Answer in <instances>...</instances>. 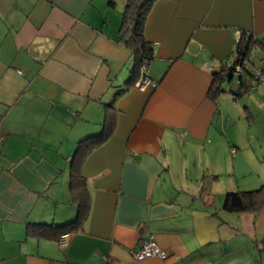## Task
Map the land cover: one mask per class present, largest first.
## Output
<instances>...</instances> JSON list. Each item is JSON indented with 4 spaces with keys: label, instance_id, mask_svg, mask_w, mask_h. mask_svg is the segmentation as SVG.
Wrapping results in <instances>:
<instances>
[{
    "label": "crops",
    "instance_id": "obj_1",
    "mask_svg": "<svg viewBox=\"0 0 264 264\" xmlns=\"http://www.w3.org/2000/svg\"><path fill=\"white\" fill-rule=\"evenodd\" d=\"M127 2L0 0V264H264V206L222 208L226 192L264 184V170H221L245 142L264 161V146L231 130V114L208 95L241 32L264 41V0H153L143 35L155 85L144 89L127 83L133 55L122 34L138 0L125 12ZM250 55L264 65V47ZM249 83L251 125L264 81ZM107 102L112 136L80 167L90 195L82 228L63 247L26 235L27 222L75 217L70 161L99 132ZM149 236L167 258L132 257Z\"/></svg>",
    "mask_w": 264,
    "mask_h": 264
},
{
    "label": "trees",
    "instance_id": "obj_2",
    "mask_svg": "<svg viewBox=\"0 0 264 264\" xmlns=\"http://www.w3.org/2000/svg\"><path fill=\"white\" fill-rule=\"evenodd\" d=\"M134 1L128 0L125 12H129ZM152 2L153 0H138L134 17H130L129 14L127 15L129 19H133L130 31L122 34L123 42L128 46L133 55V65L127 83H132L142 75H148L146 72H142L141 63L144 57L150 61L153 54L151 44L145 40L143 35V24L146 12ZM125 24L126 17L123 19V25L126 26ZM258 45L264 47V41L256 38L251 32H241L236 42L235 51L252 62L250 53L252 48ZM248 73H250V70L246 68L245 73L238 77L239 86L236 89H230L234 97H240L247 91L251 77ZM232 79L233 76L231 75L229 62L222 63L218 69L212 72V82L208 90V95L215 100L216 95L225 91L221 88V82L224 80L231 81ZM116 114V108L112 102L105 103L104 116L99 132L84 136L77 142L69 168V189L77 209L75 217L70 221L60 224L27 222L25 227L26 235L56 239L61 233L77 231L82 228L89 213L90 195L80 167L89 151L112 136L116 125ZM262 206H264V184L248 190L228 191L224 195L222 204V208L229 212H256Z\"/></svg>",
    "mask_w": 264,
    "mask_h": 264
},
{
    "label": "rangeland",
    "instance_id": "obj_3",
    "mask_svg": "<svg viewBox=\"0 0 264 264\" xmlns=\"http://www.w3.org/2000/svg\"><path fill=\"white\" fill-rule=\"evenodd\" d=\"M259 54H261V52L259 50H256L252 55V60L256 64H259ZM233 81H235V77H233L231 81L224 80L221 82V88H223L225 91L224 93L220 92L218 95H216V103L221 106L223 110L228 111L231 114V123L235 121V124H233L234 122L232 123L234 127H229L231 130L237 131V134L239 136L244 137L248 140L249 136L257 138V140H254L252 142L253 146L262 147L264 146V101H261V105H258L257 103H255V99L259 98L258 95L251 98V105L253 108V110L251 111L253 112L255 120L253 119L252 124L248 125L242 109L244 103L250 100L251 95L247 93L237 98L234 97L233 93H231L230 91V84ZM250 91L252 92L251 94L254 93V89H251ZM247 143L245 142L243 144L245 148L241 149V153H238L235 158L232 155L225 158V162L221 167V170H241V173H243L244 171H253L255 173L256 170H264L262 169L264 168V161H260L255 157V155H253L252 151L254 152V150L249 148V145Z\"/></svg>",
    "mask_w": 264,
    "mask_h": 264
},
{
    "label": "built area",
    "instance_id": "obj_4",
    "mask_svg": "<svg viewBox=\"0 0 264 264\" xmlns=\"http://www.w3.org/2000/svg\"><path fill=\"white\" fill-rule=\"evenodd\" d=\"M240 37V35H239ZM238 37V39H239ZM237 39V40H238ZM148 59L146 57L143 58L141 63V70L142 72L147 73L148 67ZM264 65L257 66L252 62L248 61L244 58L241 54L237 53L236 51L233 52L232 57L229 61V67L231 71V75L235 77V81L231 83V87L236 89L239 86V76H242L245 73V69L248 68L250 70L249 76L250 81L255 79L257 81H264ZM155 84L151 82L148 76L142 75L138 78L135 82V86L139 89H144L149 86H154ZM4 139V134L0 132V142ZM67 239V233H61L58 237V243L60 247L65 246ZM132 257L141 260L145 257H157L160 259H165L168 257L169 252L166 249L160 248L155 241L153 240L152 236L148 238L142 239L139 241L137 246H135L131 250Z\"/></svg>",
    "mask_w": 264,
    "mask_h": 264
},
{
    "label": "water",
    "instance_id": "obj_5",
    "mask_svg": "<svg viewBox=\"0 0 264 264\" xmlns=\"http://www.w3.org/2000/svg\"><path fill=\"white\" fill-rule=\"evenodd\" d=\"M231 91V90H230ZM231 93H233L232 91H231Z\"/></svg>",
    "mask_w": 264,
    "mask_h": 264
}]
</instances>
